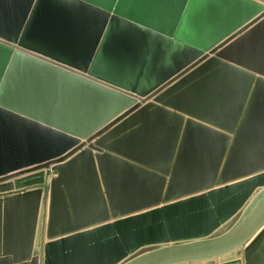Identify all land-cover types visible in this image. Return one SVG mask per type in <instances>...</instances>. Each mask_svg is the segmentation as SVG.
I'll list each match as a JSON object with an SVG mask.
<instances>
[{
    "label": "water",
    "instance_id": "obj_1",
    "mask_svg": "<svg viewBox=\"0 0 264 264\" xmlns=\"http://www.w3.org/2000/svg\"><path fill=\"white\" fill-rule=\"evenodd\" d=\"M258 1L0 0V264H264Z\"/></svg>",
    "mask_w": 264,
    "mask_h": 264
},
{
    "label": "crops",
    "instance_id": "obj_2",
    "mask_svg": "<svg viewBox=\"0 0 264 264\" xmlns=\"http://www.w3.org/2000/svg\"><path fill=\"white\" fill-rule=\"evenodd\" d=\"M258 1V0H257ZM258 2H261L262 4H264V2L262 1H258ZM9 180H13V178L9 179ZM5 182V181H4ZM7 182V181H6ZM39 229H41V227H39ZM40 231V230H39ZM182 264V263H181ZM183 264H196L195 262H188V263H183Z\"/></svg>",
    "mask_w": 264,
    "mask_h": 264
},
{
    "label": "rangeland",
    "instance_id": "obj_3",
    "mask_svg": "<svg viewBox=\"0 0 264 264\" xmlns=\"http://www.w3.org/2000/svg\"><path fill=\"white\" fill-rule=\"evenodd\" d=\"M146 248H148V247H145V248H143V249H146ZM143 249H142V250H143Z\"/></svg>",
    "mask_w": 264,
    "mask_h": 264
}]
</instances>
